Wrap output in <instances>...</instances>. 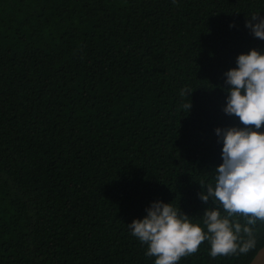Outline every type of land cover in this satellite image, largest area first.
Here are the masks:
<instances>
[{"label": "trees", "instance_id": "obj_1", "mask_svg": "<svg viewBox=\"0 0 264 264\" xmlns=\"http://www.w3.org/2000/svg\"><path fill=\"white\" fill-rule=\"evenodd\" d=\"M254 14L264 0H0V264H155L128 227L155 201L203 227L215 130L243 127L224 74L264 51ZM254 234L179 264H251Z\"/></svg>", "mask_w": 264, "mask_h": 264}, {"label": "clouds", "instance_id": "obj_2", "mask_svg": "<svg viewBox=\"0 0 264 264\" xmlns=\"http://www.w3.org/2000/svg\"><path fill=\"white\" fill-rule=\"evenodd\" d=\"M245 26L264 40V16L252 15ZM236 64L224 74L230 87L225 89L223 111L238 117L243 127L215 130L223 144V162L214 170V184L200 182L199 199L213 205L201 216L203 227L163 201L153 202L143 219L128 225L131 235L147 245L146 255L155 257V264H179L205 241L212 258L246 254L255 247V226L264 224V132L260 131L264 127V51L253 48L242 53ZM186 92L182 90L181 95ZM184 107L190 110L192 104Z\"/></svg>", "mask_w": 264, "mask_h": 264}, {"label": "rangeland", "instance_id": "obj_3", "mask_svg": "<svg viewBox=\"0 0 264 264\" xmlns=\"http://www.w3.org/2000/svg\"><path fill=\"white\" fill-rule=\"evenodd\" d=\"M251 264H264V247L259 251Z\"/></svg>", "mask_w": 264, "mask_h": 264}]
</instances>
